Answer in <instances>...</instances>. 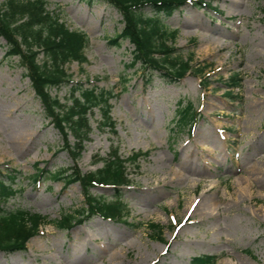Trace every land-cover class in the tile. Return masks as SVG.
<instances>
[{
  "label": "rangeland",
  "instance_id": "rangeland-1",
  "mask_svg": "<svg viewBox=\"0 0 264 264\" xmlns=\"http://www.w3.org/2000/svg\"><path fill=\"white\" fill-rule=\"evenodd\" d=\"M46 1L70 30L88 36L87 62L66 69L85 88L114 91L116 133L98 129L102 118L95 109L92 133L74 162L18 58H5L0 37V180L17 173L16 195L2 207L50 222L25 250L0 251V264H194L206 255L217 256V264H264V0H203L213 10L189 2L164 18L162 25L177 33L173 46L193 58L194 72L175 83L154 74L150 84L139 63L131 67V43H114L124 28L115 7L103 0ZM234 74L243 78L236 99L226 85ZM70 89L51 94L65 103ZM187 104L194 121L180 125L178 109ZM22 131L33 138L19 152ZM115 150L123 159L143 155L137 166L127 163L131 183L120 187L126 217L92 216L59 229L55 222L81 210L86 199L79 184L65 186L48 172L75 165L84 174L95 172ZM92 194L111 202L115 191L98 187ZM207 200L210 207L194 210L197 224L183 226L189 204ZM150 223L162 226L164 235L156 236Z\"/></svg>",
  "mask_w": 264,
  "mask_h": 264
},
{
  "label": "trees",
  "instance_id": "trees-1",
  "mask_svg": "<svg viewBox=\"0 0 264 264\" xmlns=\"http://www.w3.org/2000/svg\"><path fill=\"white\" fill-rule=\"evenodd\" d=\"M91 3L93 0H86ZM115 7L123 17L124 28L115 37L114 43L129 41L134 47L131 67L138 63L142 67L146 83L153 81L154 74H162L169 81H181L189 72H194L192 57L185 58L173 44L177 33L169 32L162 25L164 18L171 17L189 2L202 6L203 0H103ZM211 6V4H209ZM146 10L151 13H147ZM0 37L6 41L5 58H18L25 77L40 100L47 120L62 135L67 150L74 162L80 158L84 144L92 133L89 114L95 109L101 114L98 129L103 132L108 127L116 133V123L111 117L113 90L96 86L85 88L83 83L74 82L66 66L73 62H87L85 49L89 44L86 34L72 31L59 15L47 10L46 0H8L0 6ZM171 43V44H170ZM42 56V60L39 58ZM209 67V66H206ZM205 67V68H206ZM204 68V69H205ZM204 69H196V74ZM243 78L232 75L226 82L227 88H241ZM71 86L70 98L63 103L53 97V89ZM228 96L235 97L233 92ZM181 107V106H180ZM194 107L187 104L178 109V124L183 125L193 119ZM73 137L75 144L69 143ZM142 154H134L123 159L117 150L99 162L103 166L95 172L84 174L77 166L62 172H48L53 181L64 185L79 184L85 196V206L77 212L63 214L55 224L59 229L71 230L92 216L106 220H123L126 216L120 187L130 185L127 163L137 166ZM15 175L17 173L15 172ZM11 174L0 180V251L13 253L25 250L28 241L38 235L40 227L49 224L46 217L24 210L7 211L2 203H7L16 195V176ZM7 179V181H5ZM111 186L115 191L114 200L106 202L103 196H94L93 189ZM127 222V220H125ZM148 227L158 237L164 235L163 227L150 223ZM217 256H200L194 264H217Z\"/></svg>",
  "mask_w": 264,
  "mask_h": 264
},
{
  "label": "bare ground",
  "instance_id": "bare-ground-1",
  "mask_svg": "<svg viewBox=\"0 0 264 264\" xmlns=\"http://www.w3.org/2000/svg\"><path fill=\"white\" fill-rule=\"evenodd\" d=\"M33 137L31 135H29V133L27 131H22V133L19 135L18 137V140L16 141V146H17V149H19L20 151L19 152H22L23 149L27 148V145H29L30 143V140L32 139ZM22 147V148H21ZM202 203L201 205L199 203H194L191 202L186 210V219L184 221V224L183 226L185 225H188V224H197V221L194 219L195 218V211L196 208H199L198 210H200V208H208L210 207V203L211 201L210 200H207V201H202L200 202ZM193 212V213H192Z\"/></svg>",
  "mask_w": 264,
  "mask_h": 264
}]
</instances>
